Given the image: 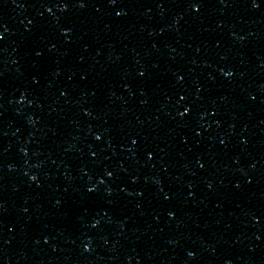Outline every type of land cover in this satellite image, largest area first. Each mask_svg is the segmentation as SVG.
I'll return each instance as SVG.
<instances>
[{"label": "water", "instance_id": "1", "mask_svg": "<svg viewBox=\"0 0 264 264\" xmlns=\"http://www.w3.org/2000/svg\"><path fill=\"white\" fill-rule=\"evenodd\" d=\"M0 264H264V0H0Z\"/></svg>", "mask_w": 264, "mask_h": 264}]
</instances>
